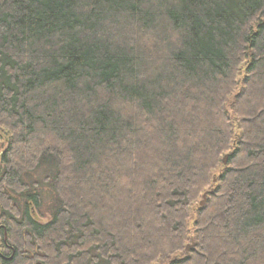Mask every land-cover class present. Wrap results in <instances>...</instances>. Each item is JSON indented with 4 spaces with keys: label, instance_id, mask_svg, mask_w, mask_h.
<instances>
[{
    "label": "trees",
    "instance_id": "trees-1",
    "mask_svg": "<svg viewBox=\"0 0 264 264\" xmlns=\"http://www.w3.org/2000/svg\"><path fill=\"white\" fill-rule=\"evenodd\" d=\"M0 130V264H264V0H0Z\"/></svg>",
    "mask_w": 264,
    "mask_h": 264
},
{
    "label": "rangeland",
    "instance_id": "rangeland-1",
    "mask_svg": "<svg viewBox=\"0 0 264 264\" xmlns=\"http://www.w3.org/2000/svg\"><path fill=\"white\" fill-rule=\"evenodd\" d=\"M6 139H7L6 134L2 130H0V144L5 143ZM3 146L4 145H2V147ZM220 169L216 170V172L214 173L213 180H215L217 178ZM43 172H44V169H40V170L35 171V173L33 174L34 179L42 177ZM43 190L45 192H44V194H42V200H41V205L39 207V210H38V212L37 211H33V218L36 221H39V222H46L50 218V215H49V204H50L51 199H50L49 195L45 194L46 191H48L47 187H44ZM201 202H202V199H199L197 204H195V206H193V209H195L196 206H198V204L200 206ZM204 203H205V200H204V202H203V204L201 206H203ZM191 225H192V222H189V226H190V230L189 231L192 230L191 229ZM191 233L192 232H190V234Z\"/></svg>",
    "mask_w": 264,
    "mask_h": 264
},
{
    "label": "water",
    "instance_id": "water-1",
    "mask_svg": "<svg viewBox=\"0 0 264 264\" xmlns=\"http://www.w3.org/2000/svg\"><path fill=\"white\" fill-rule=\"evenodd\" d=\"M223 162L225 163V159L223 160ZM204 200H205V194L202 195V202L200 203V205L203 204Z\"/></svg>",
    "mask_w": 264,
    "mask_h": 264
}]
</instances>
